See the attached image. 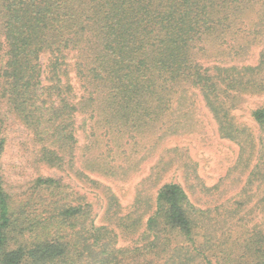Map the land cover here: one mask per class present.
Returning a JSON list of instances; mask_svg holds the SVG:
<instances>
[{"label": "trees", "instance_id": "1", "mask_svg": "<svg viewBox=\"0 0 264 264\" xmlns=\"http://www.w3.org/2000/svg\"><path fill=\"white\" fill-rule=\"evenodd\" d=\"M254 46L258 61L246 63ZM244 94H264V0H0V264H264L263 228L246 232L237 218L215 242L226 220L181 183L158 187L145 218L137 198L126 209L87 173L115 174L116 145L177 131L176 114L200 96L220 134L256 155L242 194L255 189L264 215V103L251 111L256 142L233 114ZM11 118L38 163L71 172L98 202L54 176L8 188Z\"/></svg>", "mask_w": 264, "mask_h": 264}, {"label": "rangeland", "instance_id": "2", "mask_svg": "<svg viewBox=\"0 0 264 264\" xmlns=\"http://www.w3.org/2000/svg\"><path fill=\"white\" fill-rule=\"evenodd\" d=\"M259 55L260 47L254 46L245 62L255 64ZM48 57V53L41 55L43 66ZM263 103L264 94H244L233 111L236 121L247 127V134L256 142L260 130L251 111ZM185 104V108L176 114L180 119L177 131L165 135L164 129L155 127L134 135L128 142L114 147L115 174L104 176L87 173L110 186L126 209L137 198V207L148 209L145 218L153 210L158 187L166 182L181 183L197 205L212 208L213 215H217L216 219L226 220L225 231L214 235L215 242L219 236L222 239L229 238V227L237 218L241 219L238 223L245 226L246 232L255 231L256 228L264 229V215L258 204L260 195L255 189L251 193L242 194L257 160L256 155L244 153L238 142L220 134L213 114L200 96L190 98ZM5 135L7 143L2 156V169L8 188L15 190L38 175L54 176L73 183L76 188L89 193L95 203L98 202L94 195L98 191L92 190L71 172L38 163L33 136L19 120H9ZM79 140L80 145H86L87 137L82 131ZM234 210V214L230 215ZM99 212L103 213V207L99 208ZM238 237L243 238V235L237 233L231 240L224 241L223 255L228 256L226 248ZM129 242L122 236L119 245H127Z\"/></svg>", "mask_w": 264, "mask_h": 264}]
</instances>
